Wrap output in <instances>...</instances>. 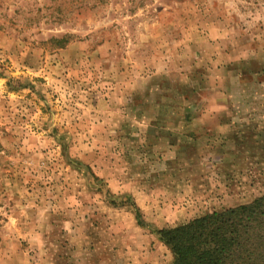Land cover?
<instances>
[{
	"label": "rangeland",
	"instance_id": "374dc122",
	"mask_svg": "<svg viewBox=\"0 0 264 264\" xmlns=\"http://www.w3.org/2000/svg\"><path fill=\"white\" fill-rule=\"evenodd\" d=\"M262 195L264 0H0V264H173Z\"/></svg>",
	"mask_w": 264,
	"mask_h": 264
},
{
	"label": "trees",
	"instance_id": "16d2710c",
	"mask_svg": "<svg viewBox=\"0 0 264 264\" xmlns=\"http://www.w3.org/2000/svg\"><path fill=\"white\" fill-rule=\"evenodd\" d=\"M158 233L173 264H264V195Z\"/></svg>",
	"mask_w": 264,
	"mask_h": 264
},
{
	"label": "crops",
	"instance_id": "0c3cea01",
	"mask_svg": "<svg viewBox=\"0 0 264 264\" xmlns=\"http://www.w3.org/2000/svg\"><path fill=\"white\" fill-rule=\"evenodd\" d=\"M158 88V87H157ZM173 133H176V132H173ZM189 135H191V133H189Z\"/></svg>",
	"mask_w": 264,
	"mask_h": 264
}]
</instances>
